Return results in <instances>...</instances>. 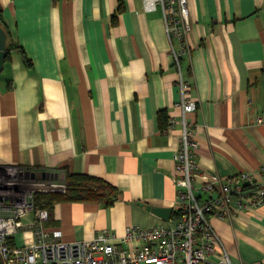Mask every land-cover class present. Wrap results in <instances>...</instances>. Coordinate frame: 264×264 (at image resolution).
Wrapping results in <instances>:
<instances>
[{
    "label": "crops",
    "instance_id": "crops-1",
    "mask_svg": "<svg viewBox=\"0 0 264 264\" xmlns=\"http://www.w3.org/2000/svg\"><path fill=\"white\" fill-rule=\"evenodd\" d=\"M187 5L190 55L181 57L179 75L160 12L145 13L141 0H0L5 44L15 45L0 69V175L20 169L35 178L86 176L119 193L110 205L56 204L49 227L64 241L88 242L106 231L120 246L131 226L169 225L179 76L197 104L186 121L199 172H246L262 181L264 0ZM146 206L170 209L169 221ZM22 221L28 225L32 216ZM210 222L232 264H264V205ZM30 241L29 233L15 237L18 245Z\"/></svg>",
    "mask_w": 264,
    "mask_h": 264
},
{
    "label": "built area",
    "instance_id": "built-area-1",
    "mask_svg": "<svg viewBox=\"0 0 264 264\" xmlns=\"http://www.w3.org/2000/svg\"><path fill=\"white\" fill-rule=\"evenodd\" d=\"M145 13L159 11L169 54L180 73L181 57L190 55L191 21L187 0H141ZM181 120L179 148L173 155L177 176L176 208L168 226L143 229L129 227L120 246L109 241L106 231L93 240L67 242L59 229L51 228L49 212L34 209L37 194H63L65 178L43 180L20 169L0 175V258L3 264H232L210 218L230 219L235 213L256 211L264 205V169L262 181L248 173L221 178L199 172L195 162L197 147L186 115L197 110L189 100L190 83L181 76ZM260 122V119H258ZM200 183H196V178ZM32 216L28 225L23 219ZM29 233L32 241L9 244V239Z\"/></svg>",
    "mask_w": 264,
    "mask_h": 264
},
{
    "label": "trees",
    "instance_id": "trees-1",
    "mask_svg": "<svg viewBox=\"0 0 264 264\" xmlns=\"http://www.w3.org/2000/svg\"><path fill=\"white\" fill-rule=\"evenodd\" d=\"M0 28L4 31L7 39L9 37V31L6 27V23L2 17V10L0 8ZM15 48V45L7 44L6 47V58L8 57L9 51ZM23 64L30 68L31 63L25 57L22 51L19 52ZM66 191L63 194H37L34 197V209H46L49 214L53 210L56 204L60 203H104L110 205L114 203L118 198V191L108 185L107 183L89 178L86 176L76 175H65ZM175 215V214H174ZM172 215V217H174ZM49 226V223H48ZM9 244L13 246L16 244L15 238L9 239ZM0 264H3L0 258Z\"/></svg>",
    "mask_w": 264,
    "mask_h": 264
},
{
    "label": "water",
    "instance_id": "water-1",
    "mask_svg": "<svg viewBox=\"0 0 264 264\" xmlns=\"http://www.w3.org/2000/svg\"><path fill=\"white\" fill-rule=\"evenodd\" d=\"M6 35L4 33V31L0 28V69L2 67L3 64V60L5 57V52H6ZM41 178L43 180H57V174L56 173H51V172H43L41 175ZM137 205L139 206H144L141 203H137ZM146 210H150L151 212H153L154 214H156L157 216H159L163 221L168 222L170 219V214H171V210L170 209H157V208H153L151 209L150 207L146 206Z\"/></svg>",
    "mask_w": 264,
    "mask_h": 264
},
{
    "label": "rangeland",
    "instance_id": "rangeland-1",
    "mask_svg": "<svg viewBox=\"0 0 264 264\" xmlns=\"http://www.w3.org/2000/svg\"><path fill=\"white\" fill-rule=\"evenodd\" d=\"M34 177V175H32ZM35 178V177H34Z\"/></svg>",
    "mask_w": 264,
    "mask_h": 264
}]
</instances>
